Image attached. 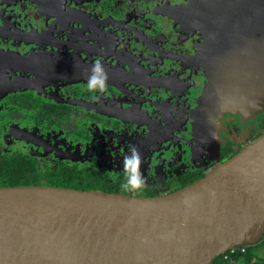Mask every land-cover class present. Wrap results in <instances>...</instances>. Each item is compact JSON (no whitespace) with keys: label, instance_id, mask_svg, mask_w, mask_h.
<instances>
[{"label":"flooded vegetation","instance_id":"obj_1","mask_svg":"<svg viewBox=\"0 0 264 264\" xmlns=\"http://www.w3.org/2000/svg\"><path fill=\"white\" fill-rule=\"evenodd\" d=\"M97 59L107 89L89 93ZM216 92L208 107L243 113L200 134L195 111ZM261 104L264 0H0V164L41 178L20 185L69 187L55 182L80 172L98 176L89 189L171 193L259 136ZM203 135L218 145L210 160ZM132 146L145 178L135 192L120 186ZM227 258L211 264H253Z\"/></svg>","mask_w":264,"mask_h":264},{"label":"water","instance_id":"obj_2","mask_svg":"<svg viewBox=\"0 0 264 264\" xmlns=\"http://www.w3.org/2000/svg\"><path fill=\"white\" fill-rule=\"evenodd\" d=\"M221 96L202 101L200 134L232 111L207 106ZM263 236L264 131L168 194L0 186V264H211Z\"/></svg>","mask_w":264,"mask_h":264},{"label":"trees","instance_id":"obj_3","mask_svg":"<svg viewBox=\"0 0 264 264\" xmlns=\"http://www.w3.org/2000/svg\"><path fill=\"white\" fill-rule=\"evenodd\" d=\"M0 164V179L3 180V184L5 185H20V184H39L41 182V178L36 175L35 168L33 165H30L32 167V173L27 174L23 173V165L21 164L20 160L14 161V163H10L8 160H4ZM62 177H65L64 180H59L58 182H55V185L57 186H69V187H77V188H84L89 189L96 187L95 184L90 182L94 179H99L97 175L90 174V173H63ZM56 177H53L51 180H55ZM50 180V181H51ZM51 181V182H52ZM58 183V184H57ZM54 184V183H53ZM98 187V186H97ZM106 191H113L110 189H105ZM117 192L118 190H114ZM243 248L244 250H241ZM246 248V250H245ZM227 255L228 262H236L241 261L245 263H253V264H264V262H261L254 253H252L249 250L248 245H242L236 247V250L234 252L227 251L225 253ZM254 258H256L254 260ZM215 261V260H214ZM216 264H220L219 261L215 262Z\"/></svg>","mask_w":264,"mask_h":264},{"label":"clouds","instance_id":"obj_4","mask_svg":"<svg viewBox=\"0 0 264 264\" xmlns=\"http://www.w3.org/2000/svg\"><path fill=\"white\" fill-rule=\"evenodd\" d=\"M90 71L91 74L86 77L87 91L89 93L105 92L107 89V74L101 60L97 59ZM129 153V155L124 156L122 161L125 180L121 182L120 186L125 191L135 192L143 188L145 178L140 171L141 157L135 146L129 149Z\"/></svg>","mask_w":264,"mask_h":264},{"label":"rangeland","instance_id":"obj_5","mask_svg":"<svg viewBox=\"0 0 264 264\" xmlns=\"http://www.w3.org/2000/svg\"><path fill=\"white\" fill-rule=\"evenodd\" d=\"M202 104V103H201ZM201 106H199L197 109H196V111H195V114H196V120L199 122V121H201L202 119H203V121H205V123H206V121H208L209 120V118L208 117H205V119H204V117L201 119V113H200V110H199V108H200ZM256 108H264V105L263 104H261V105H256L255 106ZM243 108L241 107V108H239L238 106H236V110H232V111H237V110H239V111H241L242 113H243V110H242ZM249 111V110H248ZM225 112H227V110L225 111ZM253 114L252 115H254L255 113H256V110L254 109L253 111H251ZM197 121H195V122H197ZM216 128H217V126H215V128L213 129V131H215L216 130ZM202 129H204V130H206L207 129V125H205ZM212 131V132H213ZM213 134H215L214 132L213 133H211V135H213ZM216 134H217V132H216ZM211 135H210V137H211ZM217 136V135H216ZM210 137H206V136H204L203 135V137L202 136H199V138L202 140L203 139V141L204 142H206L205 143V147H207V150H208V152H206V157H208V160H210V158H211V153H210V151H214L216 148H217V146L218 145H215L214 143L213 144H211L210 142H211V138ZM210 138V139H209ZM209 140V141H208ZM249 246V250L252 252V253H254L258 258H261L260 259V261H262V262H264V236L262 237V239L259 241V242H257L256 244H252V245H248ZM256 258H254V260H255Z\"/></svg>","mask_w":264,"mask_h":264},{"label":"built area","instance_id":"obj_6","mask_svg":"<svg viewBox=\"0 0 264 264\" xmlns=\"http://www.w3.org/2000/svg\"><path fill=\"white\" fill-rule=\"evenodd\" d=\"M236 250V247H234V248H232V249H230L229 251L230 252H234ZM241 250H244L243 248H241Z\"/></svg>","mask_w":264,"mask_h":264}]
</instances>
